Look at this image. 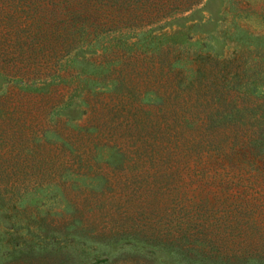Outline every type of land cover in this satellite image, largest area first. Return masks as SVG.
Segmentation results:
<instances>
[{
  "label": "rangeland",
  "instance_id": "374dc122",
  "mask_svg": "<svg viewBox=\"0 0 264 264\" xmlns=\"http://www.w3.org/2000/svg\"><path fill=\"white\" fill-rule=\"evenodd\" d=\"M7 2L0 264H264V143L210 95L229 55L264 87V0H200L158 22L161 57L179 60L161 77L157 56L108 75L101 49L40 54Z\"/></svg>",
  "mask_w": 264,
  "mask_h": 264
},
{
  "label": "trees",
  "instance_id": "16d2710c",
  "mask_svg": "<svg viewBox=\"0 0 264 264\" xmlns=\"http://www.w3.org/2000/svg\"><path fill=\"white\" fill-rule=\"evenodd\" d=\"M0 1L10 2V0ZM14 1L16 4L11 11L19 12V18L23 20L29 19L28 22H21L19 26L20 28L27 27L29 29V40H31L33 46L39 48L40 54L48 51L56 56L57 53L61 54L60 51L69 54L70 51H81L86 48L93 51L96 48L101 49L105 52V59L102 62H104L103 67L107 70L108 75L117 72L113 69L114 67L120 66L122 69H127L131 64L144 62L146 57H150L151 60L154 56H157L158 64L159 61L161 64L160 72L158 71V74H156L157 77L158 75L161 77L163 74L161 72L162 68L163 70L169 69L170 72L177 69L179 60L174 55L171 60L161 57L160 46H155V44H158L156 37L158 35L153 34V26L162 20L181 15L200 2V0ZM162 36L164 35L158 36V38L160 39ZM242 48L250 53L255 52L248 42L241 46ZM236 49L234 45L231 50L236 53ZM75 54L79 55L76 51ZM228 54H230V51ZM236 54L242 55L241 53ZM71 58L74 57L71 56ZM225 60L229 63L233 60L236 62L233 66H227V77L224 78L225 82L222 83L220 92L216 93L215 88L218 85L213 82L214 87L210 95L215 94V96L211 99L215 105H223L224 109L219 113H225L227 118H232L231 112H243L244 119L241 120L243 124H238L236 128H246L241 132L244 135L250 133L248 137L256 141L261 147L264 143V87L260 88L255 80L248 82L245 74V64H241V60L239 62L234 55H229ZM250 68L253 71L252 68L255 67L250 65ZM196 71L198 72V68H196ZM175 73L176 77L180 79L177 72ZM60 75L57 76L60 77L56 79L57 82L61 83L68 80ZM113 77L107 83L112 82L113 89H117L116 93L122 92V85L116 87V83L122 82L124 79H120L122 76ZM258 99H262V102L258 106L259 114H256L251 106H253L252 101ZM184 101L186 100L182 97L180 99L181 106ZM230 119H225V124H233L235 120H238V118L235 120ZM250 126H252L251 130H247ZM197 148L200 149L201 147ZM200 152H202V148ZM250 161L252 165L255 164L253 159ZM216 163H218V160H216Z\"/></svg>",
  "mask_w": 264,
  "mask_h": 264
}]
</instances>
